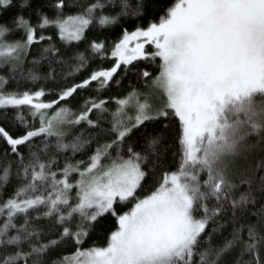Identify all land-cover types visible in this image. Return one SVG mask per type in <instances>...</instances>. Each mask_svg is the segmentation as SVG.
Returning <instances> with one entry per match:
<instances>
[{
    "label": "snow or ice",
    "instance_id": "6c2138e0",
    "mask_svg": "<svg viewBox=\"0 0 264 264\" xmlns=\"http://www.w3.org/2000/svg\"><path fill=\"white\" fill-rule=\"evenodd\" d=\"M14 6L31 2L0 0V14ZM108 6L51 0L35 22L0 21V264H264V0H174L131 30L121 17L139 20L144 0ZM94 23L118 38H88ZM48 27L87 50L62 51ZM93 57L111 59L89 70ZM129 73L139 86L104 95ZM175 118L176 167L146 188Z\"/></svg>",
    "mask_w": 264,
    "mask_h": 264
},
{
    "label": "trees",
    "instance_id": "16d2710c",
    "mask_svg": "<svg viewBox=\"0 0 264 264\" xmlns=\"http://www.w3.org/2000/svg\"><path fill=\"white\" fill-rule=\"evenodd\" d=\"M31 2V7L25 6L23 9H18L17 7H13L7 11H4L2 14H0V21H10L12 14L14 12H16L17 10L23 11V13L28 16L31 15V19L33 22L36 21V14L34 11V8L42 3H50L51 0H30ZM73 4L75 5V7L73 8H66L65 12H69V11H76L78 10L79 6L90 2V0H72ZM138 0H131V3L135 4L137 3ZM174 2V0H144V4H145V11L144 13L139 17V20H137L136 17H133L131 15L128 16H122L121 17V24H124L126 26L129 27V29L131 30L132 27H134L137 23L143 24L146 26V22L149 19H156L158 17V15L160 14L161 5L167 6L170 3ZM19 0H14V4H18ZM119 0H117V7L115 9H113L111 6H108L105 8L106 12H113V11H118L119 7ZM45 11H47L49 13V15H54V9L50 8V7H46ZM48 32H51L53 34V38L54 40L57 42V47L61 48L62 51H64V49H67L68 52H71L73 50H79V51H86L87 50V44H88V40L84 39L82 41H71L69 42L68 45H62V43L59 40L58 35H56L55 29L53 27H48L46 29ZM86 33L88 38H96V37H100L105 39L109 44L116 38H118L119 36V26L118 25H110V26H100L96 23L92 24L88 29H86ZM21 36V30H16L13 33H11L8 37H6L7 39H13V38H18ZM49 41H45V43H48ZM39 47L38 44L33 45V54L35 53V50ZM110 59H101L100 57H93L91 62H90V66H89V70L91 67H95L98 65H103V66H108V64L110 63ZM158 65H159V59H144V58H138L137 62H133V66L134 67H149V69L153 72L158 71ZM30 64H25V71L27 70L28 67H30ZM42 69L47 68V61L42 62L41 65ZM59 71V69H58ZM0 72H4L7 73V68L6 67H2L0 68ZM17 75H20L19 73H17ZM131 79L133 84H137V86H139L140 82L137 81L136 76L132 73H129L128 78H125L122 82L123 87L122 86H118L115 83L112 84L111 88L108 89L106 92H104V95H108L109 93H111L112 95L117 94L118 92H124L127 91V84H128V79ZM26 81H24L23 79H21L20 84L21 86L26 85ZM16 84V80L15 79H10L9 84L7 85L9 88L13 87ZM48 86L49 87H56V84L52 83V82H48ZM91 89H87L86 91L82 92V95H87L91 92ZM94 94V93H93ZM257 99H260V97H257ZM177 126H178V118H175L171 121V127L167 132V139L165 140V144L168 145V148L161 160V165L156 169V172L153 173L152 175H150L149 180L145 182V187L148 188L150 182H154V178L158 175V173L164 168V167H169V168H175L176 167V162L179 156V152H178V144L176 142L175 139V132L177 130ZM153 128V125H148L147 130L151 131ZM144 129H138L137 132L133 133V137H136L137 135H139L140 133L144 132ZM4 142L2 140H0V153H3L4 151ZM173 153H176V155L174 156ZM79 156V154H78ZM9 188H11V185L8 186ZM129 205H125V207H127ZM119 207V206H118ZM112 223V218L109 216L107 217L105 220H102L100 222V224L97 225V230L94 231L84 242V246H87L89 243L95 241L98 243H103L105 240V232L108 228L109 225H111ZM64 250L66 251H70L71 248H65Z\"/></svg>",
    "mask_w": 264,
    "mask_h": 264
},
{
    "label": "rangeland",
    "instance_id": "374dc122",
    "mask_svg": "<svg viewBox=\"0 0 264 264\" xmlns=\"http://www.w3.org/2000/svg\"><path fill=\"white\" fill-rule=\"evenodd\" d=\"M145 47H146V49L148 51H153L154 50V46H150V44H146Z\"/></svg>",
    "mask_w": 264,
    "mask_h": 264
}]
</instances>
